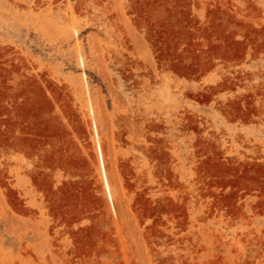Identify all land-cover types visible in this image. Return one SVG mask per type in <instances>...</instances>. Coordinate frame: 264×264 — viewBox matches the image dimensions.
Wrapping results in <instances>:
<instances>
[{
	"label": "rangeland",
	"instance_id": "1",
	"mask_svg": "<svg viewBox=\"0 0 264 264\" xmlns=\"http://www.w3.org/2000/svg\"><path fill=\"white\" fill-rule=\"evenodd\" d=\"M0 264H264V0H0Z\"/></svg>",
	"mask_w": 264,
	"mask_h": 264
},
{
	"label": "bare ground",
	"instance_id": "2",
	"mask_svg": "<svg viewBox=\"0 0 264 264\" xmlns=\"http://www.w3.org/2000/svg\"><path fill=\"white\" fill-rule=\"evenodd\" d=\"M97 152H98V157H99V160H100V164L102 165V153H101L99 144H97Z\"/></svg>",
	"mask_w": 264,
	"mask_h": 264
}]
</instances>
